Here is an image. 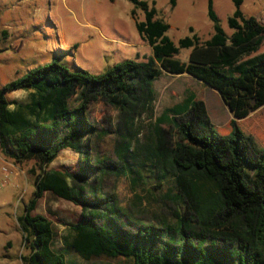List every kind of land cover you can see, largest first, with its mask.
<instances>
[{"label": "trees", "instance_id": "trees-1", "mask_svg": "<svg viewBox=\"0 0 264 264\" xmlns=\"http://www.w3.org/2000/svg\"><path fill=\"white\" fill-rule=\"evenodd\" d=\"M131 1L145 12L137 30L153 50L149 63L123 61L94 75L54 60L0 90V148L17 163L35 161L41 170L33 198L18 218L30 250L23 264H69L66 253L55 248L53 223L33 215L46 193L82 206L81 220L71 226L70 247L87 261L107 257L123 258V264H264V148L242 123L264 107V53L258 54L264 20L246 17L244 0H233L229 36L213 0H208L211 38L202 42L191 28L192 36L176 45L167 35L169 24L157 17L154 7ZM170 1L175 7L176 0ZM182 49L191 50L187 62L176 58ZM164 72L189 75L215 90L233 117L232 131L219 134L206 104L193 95L166 110L159 123L169 122L172 131L156 126L150 159L163 178L173 177L190 216L176 227L137 225L127 232L126 214L89 180L92 173L98 180L96 171H105L84 142L95 133L88 110L101 99L131 111L146 106ZM25 89L36 91L35 103L11 110L8 94ZM68 149L80 155L79 170H48ZM131 152L128 144L123 146L124 157H132Z\"/></svg>", "mask_w": 264, "mask_h": 264}, {"label": "rangeland", "instance_id": "rangeland-1", "mask_svg": "<svg viewBox=\"0 0 264 264\" xmlns=\"http://www.w3.org/2000/svg\"><path fill=\"white\" fill-rule=\"evenodd\" d=\"M157 10V17L169 24V38L178 45L191 37L190 29L202 42L213 34L208 17V0H140ZM155 3V5L153 4ZM220 25L230 36L229 18L235 12L233 0H213ZM246 17L264 20V0H244ZM145 21V12L131 0H0V90L29 71L54 60L72 71L84 70L98 75L123 61L149 63L152 48L139 36L137 22ZM190 49H182L176 58L187 62ZM264 53V44L258 54ZM189 95L203 101L215 130L229 135L233 120L221 96L189 75L174 76L164 72L154 82V97L146 106L134 111L117 108L105 100L94 102L88 117L95 133L86 143L91 158L100 160L105 173L90 183L99 187L105 197L114 198L126 214L129 226L151 225L176 227L186 216L187 205L178 197L173 177L163 178L150 159L156 139V126L172 131L162 121L164 112L182 104ZM12 103L34 104L36 91L25 89L7 96ZM73 104H77L76 98ZM242 123L264 148V107ZM129 145L132 157H124L123 146ZM134 152V153H133ZM81 157L73 149L63 151L47 168L75 173ZM0 264H23L30 255L25 233L18 218L36 190L41 170L35 161L17 163L0 148ZM77 183H81L78 181ZM215 192V191H214ZM83 208L46 193L33 215L48 218L56 234L55 248L66 253L69 264H123V258L103 257L87 261L71 247V226L82 218ZM223 244L218 241V245Z\"/></svg>", "mask_w": 264, "mask_h": 264}, {"label": "built area", "instance_id": "built-area-1", "mask_svg": "<svg viewBox=\"0 0 264 264\" xmlns=\"http://www.w3.org/2000/svg\"><path fill=\"white\" fill-rule=\"evenodd\" d=\"M0 171L4 174H7L8 173V168L6 166H1L0 165Z\"/></svg>", "mask_w": 264, "mask_h": 264}, {"label": "water", "instance_id": "water-1", "mask_svg": "<svg viewBox=\"0 0 264 264\" xmlns=\"http://www.w3.org/2000/svg\"><path fill=\"white\" fill-rule=\"evenodd\" d=\"M197 80V79H196ZM199 81V80H198ZM201 82V81H200ZM205 84V83H204ZM223 100V99H222ZM224 102V101H223Z\"/></svg>", "mask_w": 264, "mask_h": 264}]
</instances>
